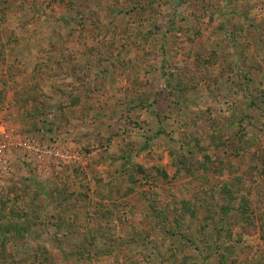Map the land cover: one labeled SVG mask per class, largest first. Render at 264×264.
<instances>
[{
  "label": "rangeland",
  "instance_id": "1",
  "mask_svg": "<svg viewBox=\"0 0 264 264\" xmlns=\"http://www.w3.org/2000/svg\"><path fill=\"white\" fill-rule=\"evenodd\" d=\"M0 264H264V0H0Z\"/></svg>",
  "mask_w": 264,
  "mask_h": 264
},
{
  "label": "trees",
  "instance_id": "2",
  "mask_svg": "<svg viewBox=\"0 0 264 264\" xmlns=\"http://www.w3.org/2000/svg\"><path fill=\"white\" fill-rule=\"evenodd\" d=\"M59 226H60V224H59Z\"/></svg>",
  "mask_w": 264,
  "mask_h": 264
}]
</instances>
